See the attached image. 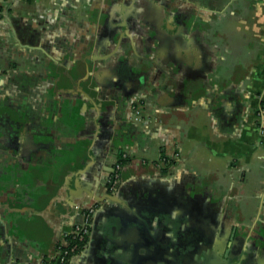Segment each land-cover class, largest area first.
I'll return each mask as SVG.
<instances>
[{
	"label": "crops",
	"instance_id": "0c3cea01",
	"mask_svg": "<svg viewBox=\"0 0 264 264\" xmlns=\"http://www.w3.org/2000/svg\"><path fill=\"white\" fill-rule=\"evenodd\" d=\"M95 201L68 264H172L207 219L264 264V0H0V264L53 257Z\"/></svg>",
	"mask_w": 264,
	"mask_h": 264
},
{
	"label": "flooded vegetation",
	"instance_id": "af4514ba",
	"mask_svg": "<svg viewBox=\"0 0 264 264\" xmlns=\"http://www.w3.org/2000/svg\"><path fill=\"white\" fill-rule=\"evenodd\" d=\"M164 169L165 168H162L161 170L163 171ZM108 177L106 178L104 184L105 195L116 196L121 185V180L117 191L114 194H110L107 190ZM95 202L98 203L99 209L101 205L100 202ZM177 221L180 222V220ZM212 223V219H207L206 225L201 224L198 226L196 223H189V226H185L184 229L181 228L182 231L178 234L180 237L179 240L181 241L177 243V248L175 251L176 256L173 259L172 264H256V259L253 258L252 255L249 258L246 256L239 257L240 252L233 241H229L228 243L224 244L223 242L216 241L211 233L208 232L206 235V232L201 230L205 227L210 228ZM182 224L183 223H179V226ZM212 226H214V223ZM192 231H199L202 233V237L199 236V238L196 240H191L190 235ZM183 238L185 241H183ZM201 241L202 243H200Z\"/></svg>",
	"mask_w": 264,
	"mask_h": 264
},
{
	"label": "built area",
	"instance_id": "2783aa9c",
	"mask_svg": "<svg viewBox=\"0 0 264 264\" xmlns=\"http://www.w3.org/2000/svg\"><path fill=\"white\" fill-rule=\"evenodd\" d=\"M136 109V107H133V113L138 115ZM123 157L125 158V155ZM165 163V159H162L157 164V167L162 169ZM128 165L129 163L123 165L118 160L114 163L107 180V190L110 194H114L117 191L121 180V172ZM97 209L98 203L96 202L83 209L81 211L82 224L73 225L65 241L57 247L56 254L51 258L43 260L40 264H68L70 258L81 251L82 247L86 244L91 233L92 221Z\"/></svg>",
	"mask_w": 264,
	"mask_h": 264
},
{
	"label": "water",
	"instance_id": "95a60500",
	"mask_svg": "<svg viewBox=\"0 0 264 264\" xmlns=\"http://www.w3.org/2000/svg\"><path fill=\"white\" fill-rule=\"evenodd\" d=\"M113 196L111 195H106L105 198H103L104 200H112ZM92 228H93V224H92ZM92 228H91V232H92ZM123 230L121 228H119L118 225H114L110 228V235L112 237V250L113 252L111 253H115L117 257H122V255L124 254L126 257H128V262L129 263H134V257L136 256L137 250H135L136 248L133 247L131 248L130 245L132 243H129L126 241L124 234L122 232ZM91 234V233H90ZM124 256V257H125Z\"/></svg>",
	"mask_w": 264,
	"mask_h": 264
},
{
	"label": "trees",
	"instance_id": "16d2710c",
	"mask_svg": "<svg viewBox=\"0 0 264 264\" xmlns=\"http://www.w3.org/2000/svg\"><path fill=\"white\" fill-rule=\"evenodd\" d=\"M123 155H125V154L119 155L118 161H120L123 165H127L128 163H130V158H128L127 155H125V158H124ZM165 162L166 163L164 164V167H163L165 169L163 170V172L167 170V167H169L171 164L174 163L172 160H170L168 158L165 159Z\"/></svg>",
	"mask_w": 264,
	"mask_h": 264
}]
</instances>
